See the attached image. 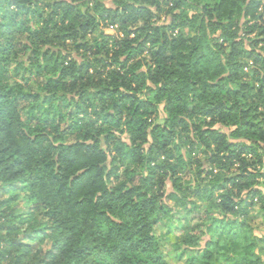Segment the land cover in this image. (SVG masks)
Segmentation results:
<instances>
[{"label":"clouds","instance_id":"obj_1","mask_svg":"<svg viewBox=\"0 0 264 264\" xmlns=\"http://www.w3.org/2000/svg\"><path fill=\"white\" fill-rule=\"evenodd\" d=\"M68 2L82 13V18L71 26L62 22V0H0V24L9 25L15 20L20 29L12 39L28 40L29 51L40 49L34 61L27 59L29 52L0 56V82L14 85L9 103L0 104V146L13 145L40 166L48 162L41 153H47L58 164L57 156L64 154L60 149L53 151L56 140L66 136L65 129L75 122L74 137L87 134L94 145L98 140L97 151L102 149L104 155L96 162L108 169L118 167L116 175L124 187L132 186L127 182L130 175L138 177L137 185L144 176L150 177L151 196L167 206L163 233L179 228L176 239H186L183 247L177 244L175 249L161 239V245L172 254L169 264H196L192 257L199 258L206 252L217 258L215 264H264V240L257 239L264 237V229L253 234L254 229L249 228L252 252L247 259H238L225 245L238 238L234 233L238 234L245 222L264 224V62L247 60L251 41L264 33V0ZM25 21L27 31L20 28ZM36 28L43 35L37 40L28 39L29 32ZM64 31L73 33L71 41L56 38ZM7 39L0 36V44ZM233 41L240 43L234 45ZM77 43L88 50H75ZM56 47L60 48L58 55L74 52V60L69 57L59 63L44 57V49ZM158 50L161 55H157ZM257 51L264 54V45ZM165 56L176 59L166 60ZM240 61H246L247 66L242 67ZM41 65H55V69L42 70ZM234 69L236 74L232 75ZM220 76H224L220 86L209 87ZM57 78L63 87L46 88L45 92H56L58 106L41 102L32 109L24 89L34 92V81L46 85ZM235 88L241 89L240 96L228 93ZM129 92L133 95L126 99ZM147 101L153 106L147 107ZM220 101L226 108L235 106L229 116L203 115L204 110ZM249 109L260 117L258 142L246 140L247 132L241 128ZM45 115H51L54 122L41 129L47 135L37 134L33 140V133L40 127L38 121L42 122ZM237 128L244 135H229L227 142L219 139L221 133ZM212 129L216 131L210 132ZM233 139L254 146L249 151L232 152L227 143ZM69 142L65 139V146ZM201 168L205 174L197 176ZM186 171L189 178L173 188V173L183 177ZM70 182L71 175L63 181L60 196L74 187ZM148 188L144 185L142 190ZM253 188H260L261 194L255 196ZM56 204L63 209L57 210V218L48 216L43 220L51 225L50 232L60 228L63 233L46 245L53 248V254L45 264H53L62 244L68 246L66 236L71 233V239L76 240L81 218L91 214L79 205L74 207L71 197L57 198ZM129 225L132 227L131 221ZM11 242L7 238L0 242V264H15L18 259L9 246ZM121 242L122 238H115L116 251ZM96 259L94 256L89 264ZM70 260L65 255L59 264H70ZM105 264H120V260L113 256Z\"/></svg>","mask_w":264,"mask_h":264},{"label":"trees","instance_id":"obj_2","mask_svg":"<svg viewBox=\"0 0 264 264\" xmlns=\"http://www.w3.org/2000/svg\"><path fill=\"white\" fill-rule=\"evenodd\" d=\"M12 2L15 3L16 0H12ZM60 10L64 17L62 22L68 26L82 18V13L68 0H62ZM116 11H119V9ZM26 25L27 22L25 21L21 23L20 28L27 31ZM80 27L84 28L85 25ZM87 27L90 28L91 25L89 24ZM19 33L20 29L16 28L15 20L9 25L0 24V36L8 37L6 42L0 44V56L11 57L21 53L22 50H26L29 52L27 59L34 61L40 56V49L35 48L29 51L28 40L12 39ZM42 35L43 32L36 28L29 32L28 39L37 40ZM56 38L68 42L73 39V33L64 31L58 33ZM49 43L51 42L49 41ZM141 43H144V41H141ZM239 43L240 41H233L234 45ZM262 45H264V33L251 41L247 60L255 58L254 62H264V54L257 51ZM81 49L88 50L83 44L77 43L75 50ZM58 53H60L59 47L46 48L43 51L45 58L56 60L59 63H63L69 57H73L74 60V52L72 51L62 55H58ZM233 54V52H229V56H233ZM157 55H161L159 50ZM187 55L188 53H185L184 57L186 58ZM164 59L175 60L176 57L165 56ZM239 63L242 67L247 66L246 61H240ZM39 68L54 70L55 65H41ZM235 74L236 70L234 69L232 75ZM61 75H63V70H61ZM223 80L224 76H220L219 80L212 82L209 87L217 88ZM60 87H63V84L57 78L49 80L46 85L42 86L40 91L31 93L24 89L23 94L34 100L32 109H35L36 105L41 102L58 106L60 101L56 92L52 91L51 94H47L45 89H58ZM252 87L255 88V85H252ZM261 87H264V85H261ZM13 89L14 85L11 82L7 86L0 82V104L9 103V99L14 94ZM228 93L232 96H240L241 89H229ZM132 95L131 92L126 93L125 98L131 99ZM179 99L177 97V101ZM145 103L147 107L153 106L152 101ZM234 109V105L226 108L225 103L220 101L215 103L213 107L204 110L203 115L227 117ZM246 111L249 112V115L245 118L241 128L247 132L246 140L258 142L261 129L260 117L252 114L250 109ZM68 115L73 114L69 112ZM48 122V117L44 118L42 122H38L40 127L33 133V140L36 139L37 134L41 137L47 135L41 129L54 121ZM155 127L159 129L160 124L157 123ZM75 131V122L65 129L66 135L72 137L66 146L64 143L65 136L60 139L57 138L53 151L60 149L64 154L63 156H57L58 164L47 153H41V157L48 159V162L40 166L34 163L32 157L28 156L27 153L22 156L20 150L13 145L0 146V196L6 197V199H0V242H3L5 238L12 241L9 246L15 250L18 257L15 264H45L50 259L53 248L46 247V245L53 240V237L62 234L63 229L57 228L56 232H50L51 225L43 218L48 216L57 218V210L62 211L63 209L61 205L56 204V200L57 198L62 200L64 197H71L74 207L79 205L83 210L90 211L91 214L81 218L75 241L71 239V233L65 237L68 246L65 247L62 244L57 249L59 255L53 261V264H59V260L65 255L71 257L70 264H89L94 256L97 259L92 261V264H105L113 256L119 258L120 264H168L161 243L155 234L157 223L165 215H168L167 206L158 204L156 199L151 196L150 177L144 176L141 184L137 185L138 177L130 175L127 182L132 186L124 187V182L120 181V177L116 175L119 172L118 167L108 169L107 165L96 162L98 156L104 155L102 149L97 151L98 140L94 145L87 134L76 139L74 137ZM165 131H170V129L165 128ZM215 131V129L210 130L212 133ZM229 135L238 137L244 135V133L237 128L231 132L221 133L219 139L227 142ZM253 146V144H248L246 141H240L239 139H233L227 143V147L232 152L249 151ZM214 155L218 157L219 153H214ZM228 155L230 156L231 152ZM34 167L37 168L35 172L32 170ZM81 168H83V171L79 170ZM73 173L75 174L73 175ZM204 174L203 168L196 173L197 176ZM69 175H71L70 183L74 187L70 186L64 195L60 196L59 189ZM207 175H211V172H208ZM244 175V173H240L241 177H244ZM173 176L174 179L171 180V185L173 188H178L184 176L181 177L175 175V173H173ZM113 180L118 183L113 184ZM105 181H107L106 184ZM144 185H148L149 188L142 190ZM252 191L255 196L261 194L260 188H253ZM129 221L132 222V227H130ZM243 226L244 224L240 226L241 231L238 234L234 233V235H238L237 241H230L229 247L240 260L247 259L249 253L252 252L249 244L243 242L244 237H241L244 234ZM129 232H131V235H129ZM16 237H22V239H16ZM116 237L122 238L119 251H116L118 245L114 243ZM105 239L108 240L107 244L103 243ZM44 253H47V255ZM205 255L206 253H204Z\"/></svg>","mask_w":264,"mask_h":264},{"label":"rangeland","instance_id":"obj_3","mask_svg":"<svg viewBox=\"0 0 264 264\" xmlns=\"http://www.w3.org/2000/svg\"><path fill=\"white\" fill-rule=\"evenodd\" d=\"M22 52H27V51H26V50H22ZM42 86H43V85H41V84H39L38 82H35V81H34V82H33V88H35L36 91L33 92L32 90L27 89V88H25V90H26L27 92L35 93V92H37V91H40V90L42 89ZM33 102H34V100L31 99V104H32V105H33ZM45 105H48V104H45ZM47 117H48V119H49V122L53 120V117H52L51 115H45V116L43 117V119H44V118H47ZM33 119H35V117H33ZM38 122H39V121H38ZM49 122H48V123H49ZM62 137H63V136H62ZM58 138L60 139L61 137H58ZM71 138H72V137L69 136V135H66V136L64 137V139H67V140H71ZM187 178H189V172H188V171H186V172L184 173V179H183V180H185V179H187ZM171 186H172V185H171ZM24 204H25V203H24ZM21 205H23V204L21 203ZM166 218H167V215H165L164 218H163L159 223H157V225L155 226V234L157 235V237H158V239H159V242L161 241V239H164V240H166L168 243H171V244L173 245V248H174V249L176 248V245H177V244H179L181 247H183L184 244H185V242H186V239H185V238H180L179 240H177V239H176V235H175L177 232L181 231V229H179V228H175V229L169 228V230H168L167 233H163V221L166 220ZM243 228H244V231H243L244 234H242L241 237H244V241H243V242H247V244H248V232H249V228H253V229H254L253 234H255V232H259L261 229H264V224H255V222H253V224L249 225L247 222H245ZM170 229H172V230H170ZM170 231H171V232H170ZM257 239L264 240V237H257ZM238 240H239V239H238ZM235 241H237V240H235ZM189 243H190V242H189ZM225 245H226L227 247H230V241H227V243H225ZM161 247H162L163 252H164V254H165L166 260H167V262H168V264H169V257H170L172 254L169 253L168 250H167L163 245H161ZM210 250H211V249H209V251H210ZM179 255L183 256L184 253H179ZM192 259L196 260V264H215L217 258H216L215 256H209L208 253L206 252V255H205V256H204V254H203V255L200 256L199 258H197V257H192Z\"/></svg>","mask_w":264,"mask_h":264}]
</instances>
